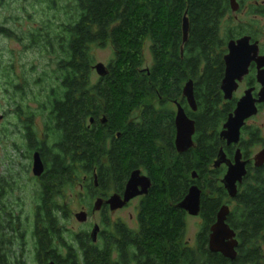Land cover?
Here are the masks:
<instances>
[{
  "label": "trees",
  "instance_id": "1",
  "mask_svg": "<svg viewBox=\"0 0 264 264\" xmlns=\"http://www.w3.org/2000/svg\"><path fill=\"white\" fill-rule=\"evenodd\" d=\"M227 5V0H72L62 6L61 21L21 37L25 49L50 57L47 61L54 69L36 77L32 85L38 90L27 93L23 75L19 84L10 81L9 66H0V79L4 92L13 89L14 117L22 128L26 150L40 156L47 187L56 191L80 182V172H91L99 157L103 175L113 174L116 180L125 178L138 164L149 162L157 154L153 141L160 134L156 104L177 101L189 80L196 103V112L190 114L195 123V147L181 155L176 166L163 171L162 179L166 191L180 198L186 195L192 170L199 172V179L207 180L205 168L222 146L218 136L221 126L235 107L234 100L223 102L220 91L226 44L232 38L220 34ZM184 16L188 23L185 43L181 31ZM5 37L11 38L8 34ZM145 43L149 44L152 64L143 69ZM108 45L113 54L107 74L93 83L91 47ZM18 94L21 103L16 100ZM26 96L36 104L34 110L26 104ZM37 115L43 119L40 137L33 123ZM100 115L106 119L101 131L96 127ZM130 118H145V122L132 126L135 121L128 122ZM90 119L93 123L89 128ZM217 177L215 173L208 186L211 194L205 198L226 197ZM11 189L0 180V192L7 195ZM235 198L241 200V208L229 215L230 228L239 236L242 231H264V167L244 179ZM150 207L157 228L150 232L158 242L170 239L169 218L178 224L177 217L160 200H154ZM44 208L49 211L43 204L35 215L45 213ZM161 213L164 222L159 220ZM49 215L46 218L52 217L50 211ZM51 219L48 221L55 230L57 221ZM93 253L86 254V264H96Z\"/></svg>",
  "mask_w": 264,
  "mask_h": 264
},
{
  "label": "flooded vegetation",
  "instance_id": "2",
  "mask_svg": "<svg viewBox=\"0 0 264 264\" xmlns=\"http://www.w3.org/2000/svg\"><path fill=\"white\" fill-rule=\"evenodd\" d=\"M4 1L6 0H0V9ZM36 1L47 2L48 0ZM227 4L228 10L224 14L223 20L226 26L224 27L225 33L228 37H232L229 41L248 38L250 45L255 44L257 46L258 57L264 56V0H234L233 3L231 0H227ZM6 34L15 38L14 31L11 32L5 25H0V35L5 37ZM263 70L264 67L258 68L256 63L251 62L247 74L237 83V89L233 92L232 98L224 100L221 92L223 102L227 103L234 100L236 106L237 101L247 91L250 92L251 98L256 101L262 89L258 75ZM239 89H243L242 94L236 97L235 93ZM99 101L101 102L102 99ZM177 106L183 110L189 120L193 121L190 114L195 113L196 110L192 111L189 108L183 95L177 101L170 100L165 105L158 102L155 108L160 115V127L158 129L160 134L153 141L154 150L157 154L149 162L138 164L125 178L122 177L118 180L113 174L103 175L100 157L91 172H80L81 181L78 183V188L80 200L83 202L81 213L85 214L83 223L93 221V224L90 225L91 231H82L72 238V246L66 244L67 239L64 238V234L68 233V230L61 223L66 220L68 214L61 196L63 189L54 191L47 187V184L43 182L46 177L44 172L39 177H35L39 186V191L35 193L34 201L37 203L35 209L37 211V208L43 204L49 206V211L52 213L51 218L57 221L55 230L48 221L52 219L46 218V216L50 217L47 208L43 209L45 213L42 215L36 216L35 211L32 215V221L28 223V228L23 229L20 216L5 211L2 201L6 195L4 191L0 192V264H27V261L31 259L35 264H86V254L89 255L93 251L96 264H264V237L252 238L250 236L254 234L264 236V231H242L240 234L243 235L239 236L238 232L230 228L227 219L235 209L241 208L239 205L241 200L235 197L229 198L221 183L228 165L234 163V156L237 151L240 154V162L244 163L245 168V175L237 184V192L247 176H253L257 170L264 167V162L256 166L254 160L257 154L264 150V135L260 133L259 128L250 125V121L264 109V102L255 104L256 114L245 120L240 129L237 144L227 145L218 135L222 146L205 168L207 180L199 179V172L196 170L190 172L191 183L188 185V189L196 186L201 192L199 212L195 216H190L181 209L180 204L183 198H180L179 195L173 196L169 191H166V185L162 179L163 171L168 170L172 165L176 166L181 155L192 150L196 143L195 123L193 121L192 146L184 152L177 149L175 145ZM100 116V125L96 127L101 131V126L106 124V119L102 115ZM133 121L135 123L132 126L140 127L141 122H145V118H130L128 120L130 123ZM89 123L90 128L93 121L90 119ZM116 137H119V134ZM105 145L107 149L110 148L108 140ZM256 147L259 149L253 153V149ZM220 151L224 156V162L216 166L215 163ZM232 152L233 154H231ZM87 169L90 168L87 167ZM135 172H138L136 182L133 184L135 196L120 207H112L109 201L113 197H119L123 201L128 182ZM176 173L180 187L178 171ZM193 173L194 178L192 177ZM215 173L218 176L217 183L225 191L226 197L206 196L205 198L204 195L211 194L208 186L213 181ZM203 180L207 183L205 184ZM159 192H161L162 197H153ZM154 200L162 201L164 208L173 211L178 219V224H175L172 222L174 219L169 218L168 230L172 236L168 240L163 238L158 242L155 239V233L150 232V229L156 228L150 215V205ZM212 202H214L213 205L210 204ZM54 204L56 208H53ZM222 207H226L228 210L225 224L233 231L234 237L231 241L236 243L235 256L232 260L220 253H213L209 249L210 228L216 222L217 214ZM129 210L130 212H128ZM125 212H128L126 219L123 217ZM163 213L160 214V222L165 221ZM96 217L98 220H95ZM38 220H41L40 224L37 222ZM190 220L193 222L192 238L186 239L188 221ZM94 227H97V233L95 239L92 240L91 232ZM199 235H202L201 241H199Z\"/></svg>",
  "mask_w": 264,
  "mask_h": 264
},
{
  "label": "rangeland",
  "instance_id": "3",
  "mask_svg": "<svg viewBox=\"0 0 264 264\" xmlns=\"http://www.w3.org/2000/svg\"><path fill=\"white\" fill-rule=\"evenodd\" d=\"M68 2L72 3V0H48L47 2L6 0L1 5L0 25H5L11 32L14 31L15 39L0 35V66H9V71L12 73L10 81L13 80L16 84L22 82V75L25 77L28 83L25 89L26 93L30 92V90H38L32 85L33 80L41 76L45 70L48 72L53 71L54 66L51 62L47 61V58L50 57L39 54L32 49H25L21 37L30 30L38 27L41 28V26L51 27L58 23V21H61L63 19L62 6ZM224 24L225 22L222 19L220 28L222 37H224L226 31ZM112 54V49L109 45L106 47L92 46V67L99 63L107 67L112 59ZM151 64L152 59L149 52V44L145 43L143 47V69L150 67ZM11 65L13 69H11ZM98 77L92 69L91 82H96ZM42 85L47 84L43 83ZM242 90L239 89L235 93V96L239 97L242 94ZM12 91L13 89L8 88V92H4L3 81L0 79V180L3 183H8L12 188L3 199L2 204L7 208V212L19 215L23 229H27L28 223L32 221V215L36 211L37 203L34 200L36 198L35 193L39 191V186L32 175L33 153L26 150L25 141L22 137V128L14 117L13 110L15 104L10 99ZM18 95L16 96V100H18V103H21V96ZM25 102L31 110L36 108V104L30 101V96H26ZM33 123L35 124V131L39 134L38 136L40 137V133L42 136L43 119L37 115L33 118ZM250 125L259 128L260 133L264 135V109H262L256 118L250 121ZM258 149L259 147L253 149V153ZM78 183H75L71 187L63 188L61 194L68 210L66 220H63L61 223L68 230V233L64 234V238L67 239L66 244L71 246L73 245L72 238L82 231H91L90 225L93 224V221H87L82 224L75 219V215L81 213L83 205V202L80 200ZM128 212H125L123 215L125 219ZM95 220H98V217ZM192 230L193 222L190 220L188 221L186 239L192 238ZM27 231L30 232V230ZM27 264H35V262L31 259L27 261Z\"/></svg>",
  "mask_w": 264,
  "mask_h": 264
},
{
  "label": "water",
  "instance_id": "4",
  "mask_svg": "<svg viewBox=\"0 0 264 264\" xmlns=\"http://www.w3.org/2000/svg\"><path fill=\"white\" fill-rule=\"evenodd\" d=\"M232 3L234 0H231ZM182 41L186 42L188 34V23L186 16L182 20ZM227 53L223 58L224 61V76L221 81L220 90L223 93L224 100H230L233 92L237 89V83L241 81L242 77L247 74L248 67L251 62L256 63L257 67H264V56L258 57L257 46L250 45L248 38H241L236 41H229L226 45ZM93 70L99 77L107 74V68L99 63L93 66ZM259 82L262 85L259 98L255 101L251 98L250 92L247 91L242 98H240L235 106L233 112L227 117L226 122L222 126V131L219 136L227 145L237 144L239 140V132L244 125L245 120L256 114V103L264 102V70L258 75ZM183 98L192 111L196 110V103L193 97V82L189 80L185 83L182 89ZM176 140L175 145L181 152L188 150L192 146L191 137L194 133V123L189 120L184 114L183 110L177 106L175 116ZM223 154L220 151L215 165L223 163ZM255 165H261L264 162V150L255 157ZM44 171V167L40 156L37 152L32 154V175L39 177ZM245 175L244 163L240 162V154L237 151L234 156V163L229 164L227 171L221 181L229 198H234L237 194V184L241 182ZM138 172L131 175L128 182L124 199L121 201L119 197H113L109 203L112 207H120L129 199L135 196L134 183L136 182ZM194 178V173L192 174ZM200 190L196 186L188 189L187 194L183 198L180 207L188 215L195 216L199 212ZM228 210L222 207L217 214L216 222L210 228L209 235V249L213 253H220L228 259H234L236 246L235 241H231L234 237L233 231L225 224V219ZM75 219L79 223L85 221V214L79 213L75 215ZM97 227H94L91 232L92 240L95 239Z\"/></svg>",
  "mask_w": 264,
  "mask_h": 264
}]
</instances>
